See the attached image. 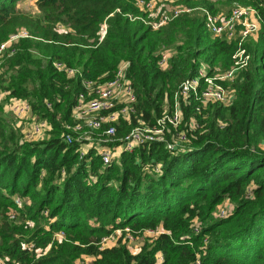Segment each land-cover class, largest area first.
Here are the masks:
<instances>
[{
  "label": "trees",
  "instance_id": "obj_1",
  "mask_svg": "<svg viewBox=\"0 0 264 264\" xmlns=\"http://www.w3.org/2000/svg\"><path fill=\"white\" fill-rule=\"evenodd\" d=\"M16 1L0 0V43L19 27L27 34L1 53L0 99H27L51 128L42 139L21 140L20 130L0 117V258L18 264H77L83 255L93 257L91 264H264V21L245 41L251 57L230 82V104L210 101L197 111L198 101L182 102L184 118L197 123L187 145L170 150L154 140L102 164L94 147L79 157L81 141L62 136L82 79L109 78L119 61H129L136 111L129 123H116L122 136L139 119L154 123L201 60L210 72L228 68L236 41L212 35L195 11L153 28L137 0H39L35 14L17 10ZM180 1L217 11L211 0ZM237 1L264 18V0ZM178 40L161 67L159 46ZM55 60L78 70L68 75ZM15 193L30 203L17 205ZM225 198L232 208L216 213ZM28 220L35 221L33 229ZM126 227L133 235L159 232L133 252ZM117 228L115 242L104 244ZM57 230L61 239L52 237Z\"/></svg>",
  "mask_w": 264,
  "mask_h": 264
},
{
  "label": "built area",
  "instance_id": "obj_2",
  "mask_svg": "<svg viewBox=\"0 0 264 264\" xmlns=\"http://www.w3.org/2000/svg\"><path fill=\"white\" fill-rule=\"evenodd\" d=\"M137 1L142 9L149 10L151 18L146 22H149L153 28H157L182 12L199 9L208 31L214 36L236 41V48L231 55L232 63L228 68L220 70L219 67H214L210 72L208 66L202 64L197 73L184 77L178 83L170 101L165 99L163 111L154 123L147 124L139 119L138 123L131 126L122 136H116V123L120 118L129 123L131 113L136 111L137 96L127 74L129 61H119L113 75L109 78L82 79L83 89L78 92L72 107V123L64 124L66 130L62 132V136L67 142L81 141L78 148L79 157H82L88 149H84L83 144L89 142L90 146H93L100 154L102 164L118 157L122 150L132 151L136 146L154 140L164 142L170 150L187 145L191 141L190 137L197 123L193 117L184 118L182 102L198 101L195 105L197 111L210 101L230 104L235 95L230 82L233 81L239 69L249 63L251 57L245 46V41L252 34H257L264 21L258 9L249 4L235 3L227 11H212L203 5L194 7L177 4L172 9H164L157 8V5L153 4V0ZM103 26L106 28L105 24ZM105 31L106 29L101 33L100 38L104 36ZM25 34H27L25 31L11 34L0 44V51L8 47L13 39ZM170 54L167 49L160 52L158 64L161 67L167 65ZM53 64L58 69H64L68 75H73L78 70L66 66L60 60L53 61ZM1 95L0 93V98ZM8 101L10 109L19 118L25 117L32 111L25 98L10 96ZM48 104L50 103L48 102ZM50 128L51 125L47 120L41 118L38 121L33 120L27 129H22V132L24 138L38 140L42 139L45 134L47 135ZM154 168L158 171L159 165L157 164ZM91 178L95 177L91 175ZM14 201L17 205L21 204L19 197ZM146 230L154 233L159 232V228ZM195 230H198L197 227ZM55 233L57 239L62 238L63 231ZM110 236L112 233L103 237L102 242L104 243ZM7 259V256L0 258V264H18L14 261L8 263ZM196 264H199V260H196Z\"/></svg>",
  "mask_w": 264,
  "mask_h": 264
},
{
  "label": "rangeland",
  "instance_id": "obj_3",
  "mask_svg": "<svg viewBox=\"0 0 264 264\" xmlns=\"http://www.w3.org/2000/svg\"><path fill=\"white\" fill-rule=\"evenodd\" d=\"M38 1L39 0H17L16 3H15V8L17 10H19L20 12H24V13H32V14L39 13L40 12V9L38 7ZM211 1L214 3V7L215 8L214 7L213 8L216 9L217 11L218 10L227 11L235 3L244 4V3L240 2V1H237V0L236 1L233 0V1H230V2H227L225 0H223L222 2H218L216 0H211ZM180 3L181 4H184L180 0H153V4H156L157 5V8L161 7V8H164V9L165 8H168V9L171 8L172 9V7H174L175 5L180 4ZM137 4L139 6L138 1H137ZM196 6H201V3H197V5H195L194 7H196ZM143 10L147 11L148 12V15H149V10L148 9H145L144 8ZM192 11H195V13H197L199 15L200 14L202 15V13H201V11L199 9H194ZM104 24H105V27H106V23L103 22L102 25H101V33L106 29L103 26ZM57 26H58V30L59 31H63L64 30V26H63L62 23H58ZM18 29H19V31H25V29L23 27H19ZM10 35H9V37H10ZM256 35L252 34L251 37L254 38ZM15 39H13L12 41H14ZM177 43H181V42H179V40H178V41H176L174 43H171L169 45H166V43H163V44H161L159 46V48L161 49V51L167 49L168 51H170V53H172L174 51L173 48H174V46H176ZM2 52L3 51L1 50L0 51V56H1V53ZM201 63L203 65L207 66V64L205 63V61L201 60ZM2 70H3V66H0V71L2 72ZM0 117L3 120H5L6 123L9 124L10 126H13L14 128H17V129L20 130V133L22 134L21 135L22 136L21 137V140L24 139V135H23L22 129H27L30 126V124L32 123L33 120L34 121H38V120L41 119L40 117H38L37 114L32 113V111H31V113H29L28 115H26L23 118L17 117L12 112V110L10 109V103H9V101L7 99H5V100H1L0 99ZM45 136H46V134H45ZM90 145L91 144H89V142H86V143L83 144L82 147L84 149H87L88 147H91ZM17 197H19V201L21 203L20 205H22V203H24V202L30 203V201H31L29 196H20L19 193L13 194V198L14 199L17 198ZM232 206H233V203L230 202L229 199L225 198L220 203H218L216 205L215 212L216 213H222V211L223 212L224 211L226 212V211L230 210L232 208ZM34 223H35V221L28 220V224H27L28 228L29 229H33ZM58 231H60V230H57L56 232H58ZM124 231L126 232V234H125L124 237L126 238L125 241L127 243V246L129 248V250H131L133 252L137 251L140 248L141 244L143 243V241L146 238H148V236H152V235L155 234L153 231H149V230H144L142 233H138L137 235L131 234L129 232V229L128 228H124ZM120 232H121V229L120 228L115 229L113 231V233H112V236H110L106 241H104V244H112V243H114L116 237L120 234ZM55 234L53 233L52 237H55ZM49 246H50V244L47 243L43 248H42V246L36 247L35 248L36 249V255H40V254L45 253V250H47L49 248ZM81 258L82 259H78L76 261L77 264H91V261H92V258L93 257L90 256V255H83Z\"/></svg>",
  "mask_w": 264,
  "mask_h": 264
}]
</instances>
